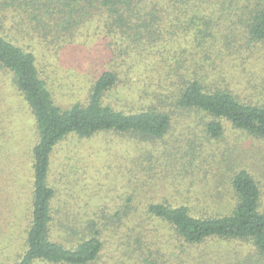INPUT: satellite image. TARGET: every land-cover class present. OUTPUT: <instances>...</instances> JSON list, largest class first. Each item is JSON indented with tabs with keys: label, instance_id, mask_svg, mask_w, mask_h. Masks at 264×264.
<instances>
[{
	"label": "trees",
	"instance_id": "1",
	"mask_svg": "<svg viewBox=\"0 0 264 264\" xmlns=\"http://www.w3.org/2000/svg\"><path fill=\"white\" fill-rule=\"evenodd\" d=\"M0 84L35 134L12 149L29 162L28 224L20 244L16 177L0 264H264L262 185L211 146L226 125L264 139V0H0ZM100 134L128 144L124 191L69 199L50 182L54 151ZM159 164L173 177L161 197Z\"/></svg>",
	"mask_w": 264,
	"mask_h": 264
},
{
	"label": "rangeland",
	"instance_id": "2",
	"mask_svg": "<svg viewBox=\"0 0 264 264\" xmlns=\"http://www.w3.org/2000/svg\"><path fill=\"white\" fill-rule=\"evenodd\" d=\"M239 30L241 31V29ZM1 85L2 84H0V86ZM4 95L7 96L6 98H8L9 101H2L0 98V151L4 159L11 156V159L13 157V161L10 162L11 169L7 168V163L9 161H7L6 164L0 163V232L4 229L5 222L9 220L10 207H14L13 199L15 197L11 198L12 194L10 187L13 185L14 178L17 177L19 179L18 186L20 195L19 202L16 205V209H19L16 231L17 237L19 235L20 238L19 243L21 244V237L24 236L23 234L28 224V195L30 193V190L25 187L30 178L29 162L23 151L26 150V145L29 147L32 141H34L35 134L32 129V115L25 106L22 98L10 88H8V91ZM262 98H264V96ZM59 101H62V99L59 98ZM199 126L202 127L201 124ZM226 127L220 141L211 144V146L215 150L219 149L217 150L220 151L219 155H221V153L224 155L227 154L229 159L236 160L240 165L254 172L253 174L262 185V202L264 204V139L234 130L228 125H226ZM186 134L187 126H185V122H176L171 135L173 138L171 139L184 142V136ZM8 137H11V142L7 141ZM18 139L24 140L22 144H24L25 147H22L23 149H20L19 153H15V155L12 153V149H15V151L17 150L16 141ZM126 146H128V144L125 140L117 138L115 135L100 134L90 139L79 138L72 135L63 141L54 151L50 182L55 185H60V189L65 188L74 190L73 195H71V197L68 196L69 199L77 198L85 201L89 199V204H91V202L93 204L96 203L98 199L97 193H103L105 195L109 192L111 194H116V191H120L121 193V191H124L123 185L125 184L121 166L123 165L122 167L124 170L125 165H130L129 160H126V158L120 154V151L123 152ZM228 149H230V151H228ZM105 150L106 152H104ZM160 161H162L163 165H167L168 167L174 164L173 157H162ZM63 166L65 170H62ZM59 172L66 173L61 180L62 182H59L57 179ZM172 178L170 173L159 164V197L162 196V189L163 191L165 190L164 186L168 187L169 184L173 182ZM207 183L208 181L202 182L195 188L201 192L204 190L208 192L210 185ZM98 190L100 193L97 192ZM172 195L173 194H170L168 197L171 199ZM108 197L109 196H105L107 199ZM153 197L157 196L153 195ZM120 198H123L122 194ZM172 199L175 200L174 198ZM146 201L147 200H140L139 205H142ZM213 203L215 205L213 206L214 208L223 210L226 207L225 205L228 204V200L222 202V200L215 199ZM223 245V243H214L213 245H205L204 248L206 252L212 254L217 251L219 247L222 248ZM233 245L237 246L239 249H243V251L246 250V247L244 249L245 244L235 243ZM8 250V246L3 248L4 253L8 252ZM202 250L203 247L201 248V251ZM194 254H197V251ZM125 259L127 260V257H125ZM100 264H105V260L103 259Z\"/></svg>",
	"mask_w": 264,
	"mask_h": 264
}]
</instances>
